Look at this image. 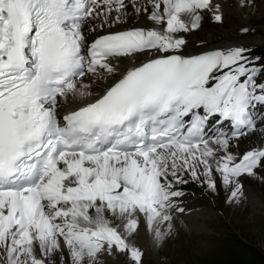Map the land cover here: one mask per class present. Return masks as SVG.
Returning a JSON list of instances; mask_svg holds the SVG:
<instances>
[{
	"label": "snow or ice",
	"instance_id": "1",
	"mask_svg": "<svg viewBox=\"0 0 264 264\" xmlns=\"http://www.w3.org/2000/svg\"><path fill=\"white\" fill-rule=\"evenodd\" d=\"M128 7L151 24L111 31ZM101 8L109 31L91 28L89 42L84 24ZM208 14L222 22L213 0H0V264H100L105 254L143 264L127 236L141 219L157 241L169 235L186 212L180 173L198 178L199 165L210 189L217 172L232 202L244 195L242 179L264 169V144L235 155L227 138L213 147L204 131L213 117L241 136L254 130L264 69L245 46L186 55L182 34ZM137 54L150 58L111 86L78 87ZM69 94L80 103L61 116Z\"/></svg>",
	"mask_w": 264,
	"mask_h": 264
},
{
	"label": "rangeland",
	"instance_id": "2",
	"mask_svg": "<svg viewBox=\"0 0 264 264\" xmlns=\"http://www.w3.org/2000/svg\"><path fill=\"white\" fill-rule=\"evenodd\" d=\"M140 2L143 3V0ZM244 5L240 7L244 11L238 15L234 9H229L223 24L206 15L208 18L202 20L205 38L195 45L233 38L245 28L264 32V0H246ZM100 10L106 11L104 8ZM125 10L132 17V8ZM231 12H234L233 18ZM97 23V19L89 17L84 24L86 34L91 32V28H96ZM197 30L183 36L194 41L192 34ZM257 67L263 69L264 62ZM257 81L264 82V71L258 74ZM254 121L256 130L251 133L255 136L230 144V149L237 155L264 144V141L260 142L264 135V115L256 117ZM180 175L186 183L175 186L185 193L180 206L186 209L188 215L175 213V228L161 241L155 239L143 219L138 231L126 238L143 252V264H264V169L258 170L255 176L242 179L244 195L236 202L230 200V190L222 184V177L217 172L212 174L216 190L208 187L201 169L197 171L198 178H194L191 171H183ZM110 223L121 232L124 231L125 225L120 220ZM67 264H71L70 258ZM100 264H128V258L124 254H105Z\"/></svg>",
	"mask_w": 264,
	"mask_h": 264
},
{
	"label": "bare ground",
	"instance_id": "3",
	"mask_svg": "<svg viewBox=\"0 0 264 264\" xmlns=\"http://www.w3.org/2000/svg\"><path fill=\"white\" fill-rule=\"evenodd\" d=\"M127 0H125L126 3ZM246 0H218L215 1L213 0V3L215 5L219 6V14L222 16V21L223 19H225L228 15V11L229 9L232 11V9H234V12L236 13V15L239 14V12H242L244 10H242L241 4H244ZM102 2V0H101ZM151 10V9H150ZM150 10H148L150 12ZM102 15L99 18L102 19H97L98 23L96 26V29L100 30V34H106L109 29L107 27V25L104 26V28L101 30V22L104 19L103 17V12L102 10H100ZM126 11V10H124ZM127 12V11H126ZM234 12H231V16L233 18ZM95 15V14H94ZM147 15L148 12H144L141 15H136L133 13H131L130 17L129 15H127V17H125L124 23L123 24H113V27L111 29V31H116V30H124L126 28H133V27H145L147 25L151 24V21L147 20ZM208 16L211 17V19L214 21V19L212 18L211 14H208ZM208 16H205L208 18ZM226 16V17H225ZM129 19V20H128ZM204 19V18H203ZM205 20V19H204ZM221 24H223L222 22H220ZM194 32V31H193ZM86 34V32H85ZM97 32H93L91 31L89 34H86L87 39L89 42H91L96 36H97ZM239 35L234 36L233 38H225L221 41L218 42H213L210 44H206V45H202V46H197L195 45L196 42H201L203 38H205L204 36V32H203V24L202 26L194 33L192 34L193 36V40L194 41H189V39H186V45H185V49L184 52L185 54H200L204 51H208V50H220V49H227L228 47H232V46H245V47H250L251 51L247 52L245 55L249 56L252 60L255 66H257L259 63L264 62V32L263 31H255V30H249L247 34L245 33H238ZM256 34V35H255ZM183 35V34H182ZM150 57H147L143 54H137L135 59H131V58H114L112 60V65L116 68V73L114 76H109L107 74L104 75H94V74H90L87 73L85 75V77L81 78L77 84L78 87L80 85V82L83 81V83L85 84H89L91 86L90 90L93 93L99 92L104 88H107L109 86H111L114 82H115V78H119L121 73L126 72V70L131 69L134 66H137L143 62H145L147 59H149ZM264 69V68H263ZM227 71V70H225ZM220 73H217V75H219ZM88 77V79H87ZM90 77V78H89ZM215 81H213L214 83ZM90 99L95 100L96 96L93 95L92 97H90ZM80 103V100L77 99H73V97L71 96V94H69V97L67 100H64L63 98H59V111L61 113V116L63 114H66L68 112H70L71 110L77 108L78 104ZM264 110V104L261 103H255L253 106L250 107V113L252 116H256V115H260ZM218 120L219 122L225 120L222 117H213L209 120V122H211V126L208 129V133L211 134L212 136L217 135H229L231 134L232 130L231 128H226L222 133H217L216 130V126L214 124V121ZM255 132V131H254ZM253 133H250L246 136H241L240 138L236 139V140H229V144H232L233 142H237V141H241L243 139L246 138H251L253 137ZM255 136V135H254ZM261 136V135H260ZM259 137V136H258ZM220 139H223L220 137ZM216 139H212V141H214ZM264 141V135L263 138L260 140V142ZM213 147H216L215 142H212ZM262 144V143H261ZM261 144H259L261 146ZM258 145V144H257ZM229 151L232 154H236L235 151H232L229 148ZM213 167H215L213 165ZM198 169H201L203 171V165H199L196 168V171H198ZM185 194V193H184ZM187 205V204H186ZM185 205V207H187ZM186 216L188 214L184 213ZM108 219L109 221L112 220H117L115 218L112 217L111 213H108ZM166 230V229H165ZM179 233V232H177ZM178 235V234H177ZM104 256V255H103ZM102 256V257H103Z\"/></svg>",
	"mask_w": 264,
	"mask_h": 264
}]
</instances>
